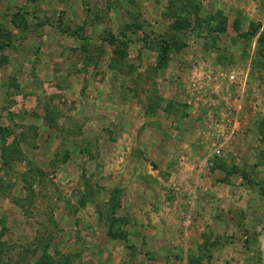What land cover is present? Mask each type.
I'll return each instance as SVG.
<instances>
[{
    "label": "rangeland",
    "instance_id": "rangeland-1",
    "mask_svg": "<svg viewBox=\"0 0 264 264\" xmlns=\"http://www.w3.org/2000/svg\"><path fill=\"white\" fill-rule=\"evenodd\" d=\"M253 2L0 0V264H264V32L242 13ZM235 72L248 95L213 156L223 189L177 191L169 161L143 152L145 124L167 121L163 103L189 104L193 74ZM228 84L200 101L213 138L234 109Z\"/></svg>",
    "mask_w": 264,
    "mask_h": 264
},
{
    "label": "crops",
    "instance_id": "crops-1",
    "mask_svg": "<svg viewBox=\"0 0 264 264\" xmlns=\"http://www.w3.org/2000/svg\"><path fill=\"white\" fill-rule=\"evenodd\" d=\"M238 2V5H242V2ZM262 3L261 0H254L252 3V12H242L244 15L252 16L253 20L262 21L263 25L259 29L260 33L264 32V18H261L263 14V11H261L263 7ZM239 7L241 8V6ZM239 12L240 11H238V13ZM229 14L230 12L227 13V15ZM247 29L248 28L245 26H242V31H247ZM206 52L207 53H204L207 55L206 60L214 59L216 61V59L212 57V55H214L213 52ZM193 75L194 78H196L194 79L196 83L190 86L193 90L187 95V98L190 99L189 104L179 101L181 99L179 97H182V92L178 93L180 105L176 103L170 106L169 104L163 103L160 108L165 111L167 121L164 122V124H161V122L154 123L155 119L149 118L138 141L143 143L144 147L142 149L145 154L154 153L158 155L159 159L165 161L167 159L169 161V163L166 162L165 166H163L164 171H167L166 167L168 171L172 170V167L175 168L172 173L169 172L174 177H178V181L173 184L175 190L189 191L191 193L207 190L217 195L218 191L222 190L224 185L217 180L216 173H218V171L215 172L213 168V160H218V158L213 157V149L210 150L209 148V145L213 144L215 138H213V133L209 131L210 124H213V122L207 119L215 110L206 108L204 105L208 104L203 102L200 103V101L209 94L207 84H215L219 77L218 74ZM211 78L215 80L211 82ZM198 80L200 82H198ZM202 84L205 85L202 89L207 88L205 94L204 92L203 94H200L202 92H196V88L202 86ZM214 88L213 86V89ZM165 94L164 97H167ZM193 99H195V101ZM174 106L177 108H172ZM158 121L161 120L158 119ZM154 126L157 127L154 129ZM163 134L167 135L162 136ZM202 143L208 146L207 148H209V150H205L203 145H201ZM200 153L202 156L199 157ZM225 156L226 154H224L223 157ZM201 159L202 161L200 164L198 160Z\"/></svg>",
    "mask_w": 264,
    "mask_h": 264
},
{
    "label": "built area",
    "instance_id": "built-area-1",
    "mask_svg": "<svg viewBox=\"0 0 264 264\" xmlns=\"http://www.w3.org/2000/svg\"><path fill=\"white\" fill-rule=\"evenodd\" d=\"M229 80L226 91L232 92L235 101L231 112L222 113L217 119V136L213 142V154L218 155L238 135L242 116L244 115V100L248 95V73L235 72L232 74H220ZM220 88V87H219ZM214 89L216 91L217 89ZM189 223V221H188Z\"/></svg>",
    "mask_w": 264,
    "mask_h": 264
},
{
    "label": "trees",
    "instance_id": "trees-1",
    "mask_svg": "<svg viewBox=\"0 0 264 264\" xmlns=\"http://www.w3.org/2000/svg\"><path fill=\"white\" fill-rule=\"evenodd\" d=\"M200 29V28H199ZM199 29H197V30H199ZM198 32V31H197ZM162 49H163V51H166L168 48L164 45V44H162ZM118 207V206H117Z\"/></svg>",
    "mask_w": 264,
    "mask_h": 264
}]
</instances>
